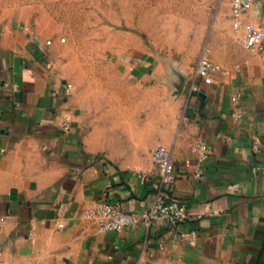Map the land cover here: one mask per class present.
Instances as JSON below:
<instances>
[{"label": "crops", "instance_id": "1", "mask_svg": "<svg viewBox=\"0 0 264 264\" xmlns=\"http://www.w3.org/2000/svg\"><path fill=\"white\" fill-rule=\"evenodd\" d=\"M245 19L264 29L258 9ZM50 45L0 18V264H264V51L236 43L232 66L214 63L196 94L191 80L174 124L181 100L145 86L138 67L86 85ZM197 140L212 151L200 178ZM157 145L170 151L171 184L152 168ZM162 196L190 219L112 232L84 215L100 201L139 212Z\"/></svg>", "mask_w": 264, "mask_h": 264}, {"label": "rangeland", "instance_id": "2", "mask_svg": "<svg viewBox=\"0 0 264 264\" xmlns=\"http://www.w3.org/2000/svg\"><path fill=\"white\" fill-rule=\"evenodd\" d=\"M252 9L263 20L264 0ZM0 18L49 41L54 58L83 84L138 67L145 86L159 84L181 100L174 124L199 56L230 66L236 60L229 0H0Z\"/></svg>", "mask_w": 264, "mask_h": 264}, {"label": "built area", "instance_id": "3", "mask_svg": "<svg viewBox=\"0 0 264 264\" xmlns=\"http://www.w3.org/2000/svg\"><path fill=\"white\" fill-rule=\"evenodd\" d=\"M253 2L254 0H229V20L231 29L236 34V42L249 52L259 53L264 51V29L245 19L247 13L252 9ZM218 69L219 67L205 53L201 54L195 67L190 92L195 94L198 92L197 80L210 84ZM233 100H236V97H233ZM261 146V140L254 138L251 144L253 152H259ZM190 151L195 157L194 175L200 178L202 162L210 157L212 151L203 140H197L191 144ZM151 162L153 170L160 174L162 182L171 184L175 181L174 166L171 162L170 151L166 146L157 145L153 148ZM257 169L258 166L255 163L252 166V171ZM84 215L90 219H97L100 230L112 232H118L134 225L149 227L155 222L175 225L190 219L186 205L177 198H168L167 196L157 198L150 206L139 212H127L115 204L100 201L88 207L84 211ZM3 219L0 217V222ZM194 234V231L189 232L186 239H190Z\"/></svg>", "mask_w": 264, "mask_h": 264}]
</instances>
